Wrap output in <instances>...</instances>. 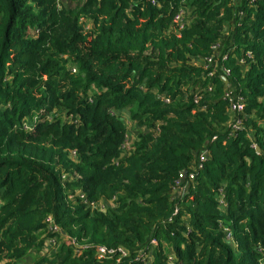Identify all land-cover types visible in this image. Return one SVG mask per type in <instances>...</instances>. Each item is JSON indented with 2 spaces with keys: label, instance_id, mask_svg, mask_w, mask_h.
Wrapping results in <instances>:
<instances>
[{
  "label": "trees",
  "instance_id": "16d2710c",
  "mask_svg": "<svg viewBox=\"0 0 264 264\" xmlns=\"http://www.w3.org/2000/svg\"><path fill=\"white\" fill-rule=\"evenodd\" d=\"M49 216L81 248L42 255ZM154 238L152 264H264V0H0V264Z\"/></svg>",
  "mask_w": 264,
  "mask_h": 264
},
{
  "label": "built area",
  "instance_id": "2783aa9c",
  "mask_svg": "<svg viewBox=\"0 0 264 264\" xmlns=\"http://www.w3.org/2000/svg\"><path fill=\"white\" fill-rule=\"evenodd\" d=\"M152 1L157 3V0H152ZM174 21L177 24L179 30L184 28L187 21H186V11L183 8L174 16ZM247 55L252 56L250 53H248ZM224 58H226V56ZM244 62H245L244 58L241 59V63H244ZM204 64H205L204 65L205 68L213 67V69L210 71V75H213L219 69V63L215 61L214 58L212 57L208 58ZM73 71L75 72L76 68H74ZM223 71H224V77H226V75H229L231 73L230 69H228L227 67H223ZM230 87L231 85L229 86V89L227 90L225 94V98H227L230 102L229 111L231 114V120L229 124L232 126L233 130H237V129H240L243 125V113L245 109V102H244L243 97L236 96L234 94V91L232 89L230 90ZM213 89H214V86L210 84L208 86V90L212 91ZM202 97H203V92L201 90L197 91V93L194 95V102L198 104L201 101ZM166 101L168 102L169 100L166 99ZM207 153H208L207 151H204L200 155L199 159L193 166L192 171H190L187 175L186 174L180 175V179L177 181V184L179 186L182 185L183 181L187 177L191 180L196 177V172L203 167V163L206 160ZM181 191H182V188L179 189V193ZM81 197L84 198L85 197L84 194H82ZM89 206L96 207L102 211L106 210L109 206L115 207L114 204L109 205L108 203H105V202H91ZM46 222L48 225L47 230L54 235H51V237L48 236L46 240V244L43 246V249L41 251L42 255L50 254L52 252L57 251L60 246L59 243L64 240H69V242L72 241L77 246V248L78 247L81 248V245L77 242L76 239L74 238L71 239L70 237L66 236L62 232L61 228L58 226L57 223H55L54 218L52 216L47 217ZM226 231H227V238L230 239L232 232L227 229ZM157 243H158L157 239L154 238L151 241L152 247L148 248V250L143 249L139 251V253L137 254L135 258V261L137 262V264H152L153 246L157 245ZM128 255H129V252L122 247L98 246L96 250L97 259L100 262H104L105 260L115 259L114 264H120L123 258L127 257ZM168 260H169V263L172 264L174 260V255L170 254L168 257Z\"/></svg>",
  "mask_w": 264,
  "mask_h": 264
},
{
  "label": "crops",
  "instance_id": "0c3cea01",
  "mask_svg": "<svg viewBox=\"0 0 264 264\" xmlns=\"http://www.w3.org/2000/svg\"><path fill=\"white\" fill-rule=\"evenodd\" d=\"M225 81L228 82L227 79H225ZM228 123H229V122H228ZM26 261H27V262H26ZM32 261H33V259H32ZM21 264H33V262L30 263V258L27 257V259H25L23 262H21Z\"/></svg>",
  "mask_w": 264,
  "mask_h": 264
},
{
  "label": "rangeland",
  "instance_id": "374dc122",
  "mask_svg": "<svg viewBox=\"0 0 264 264\" xmlns=\"http://www.w3.org/2000/svg\"><path fill=\"white\" fill-rule=\"evenodd\" d=\"M32 257L35 259V257H37V254H33L32 256H29V258H30V263L33 262V261H32ZM26 262H27V261H26ZM18 264H21V262L18 263Z\"/></svg>",
  "mask_w": 264,
  "mask_h": 264
},
{
  "label": "water",
  "instance_id": "95a60500",
  "mask_svg": "<svg viewBox=\"0 0 264 264\" xmlns=\"http://www.w3.org/2000/svg\"><path fill=\"white\" fill-rule=\"evenodd\" d=\"M224 79H226L225 77H224ZM230 86V85H229Z\"/></svg>",
  "mask_w": 264,
  "mask_h": 264
}]
</instances>
